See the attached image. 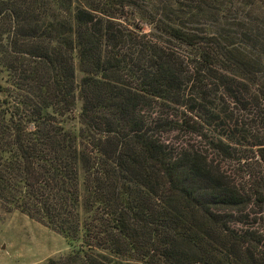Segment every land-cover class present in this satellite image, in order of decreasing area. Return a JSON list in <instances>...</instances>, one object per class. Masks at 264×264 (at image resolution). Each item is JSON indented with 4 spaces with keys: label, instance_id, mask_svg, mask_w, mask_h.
<instances>
[{
    "label": "trees",
    "instance_id": "16d2710c",
    "mask_svg": "<svg viewBox=\"0 0 264 264\" xmlns=\"http://www.w3.org/2000/svg\"><path fill=\"white\" fill-rule=\"evenodd\" d=\"M263 188L264 0H0V211L44 264H264Z\"/></svg>",
    "mask_w": 264,
    "mask_h": 264
},
{
    "label": "rangeland",
    "instance_id": "374dc122",
    "mask_svg": "<svg viewBox=\"0 0 264 264\" xmlns=\"http://www.w3.org/2000/svg\"><path fill=\"white\" fill-rule=\"evenodd\" d=\"M246 121L251 127L257 125L250 118ZM262 212L264 225V205ZM68 248L61 234L39 221L17 210L0 211V264H44Z\"/></svg>",
    "mask_w": 264,
    "mask_h": 264
}]
</instances>
